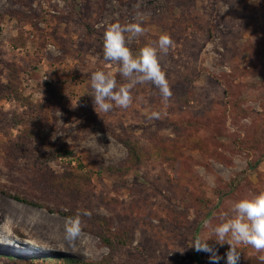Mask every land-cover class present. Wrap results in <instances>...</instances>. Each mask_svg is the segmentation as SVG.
Listing matches in <instances>:
<instances>
[{
  "label": "rangeland",
  "instance_id": "1",
  "mask_svg": "<svg viewBox=\"0 0 264 264\" xmlns=\"http://www.w3.org/2000/svg\"><path fill=\"white\" fill-rule=\"evenodd\" d=\"M137 13L134 55L161 34L174 40L159 57L173 95L164 104L137 85L129 108L97 113L90 74L126 82L103 60L104 31ZM248 138L264 152V0H0V264H195V253L214 264L193 246L196 230L211 236L234 202L264 192V158L247 171L236 152ZM130 141L142 161L127 169ZM84 211V234L65 240L66 217ZM110 233L121 249L104 244ZM208 244L226 264L229 245ZM238 250L239 264H264V252Z\"/></svg>",
  "mask_w": 264,
  "mask_h": 264
},
{
  "label": "clouds",
  "instance_id": "2",
  "mask_svg": "<svg viewBox=\"0 0 264 264\" xmlns=\"http://www.w3.org/2000/svg\"><path fill=\"white\" fill-rule=\"evenodd\" d=\"M140 14L134 17V22L109 23L103 34V60L117 65L118 74L126 81L118 83L110 72L96 70L90 74V96L93 97L95 110L109 112L113 107L129 108L133 103L132 90L137 85L151 84L159 90L162 102L167 104L173 93L166 72L160 63V54L167 55L174 46L170 34H161L157 40L146 43L134 55L130 45L145 34ZM160 113L153 112L151 118L158 119ZM232 215L223 212L219 216L220 223L212 228V235L205 239H195L193 246L196 251L210 253V260L217 262L221 259L216 250L208 244L215 240L223 245L227 243L226 264H239L240 245H248L257 252H264V192L253 194L234 202ZM91 213L78 212L74 216L66 217L64 224V239L74 242L83 234L82 216ZM7 219L0 229L7 227ZM260 259L264 261V256Z\"/></svg>",
  "mask_w": 264,
  "mask_h": 264
},
{
  "label": "trees",
  "instance_id": "3",
  "mask_svg": "<svg viewBox=\"0 0 264 264\" xmlns=\"http://www.w3.org/2000/svg\"><path fill=\"white\" fill-rule=\"evenodd\" d=\"M236 144H237L236 152L238 154L247 153L250 156L247 171L256 170L258 165L262 162V160L264 158V152L260 151L261 148L260 147H259L260 149L258 148L259 145L257 143L254 144L250 138H248L245 141L240 139L239 141H236ZM125 145L129 151V160H128L129 167L127 169H129L135 165L136 166L139 165L142 161V154L139 151V149H137V144L135 142L132 143V141H130V143L127 142V143H125ZM54 153L59 158H75V156H76L75 152L72 149L66 148V147L56 148L54 150ZM258 154H259V157H257ZM255 157H257L256 160H254ZM124 169L125 168H123L122 170H124ZM107 170L110 172L119 171L118 169H116L114 167H110ZM124 171H126V170H124ZM70 175L71 174L67 173V175H65L61 178H57L54 181V184L57 187H59L60 189L62 188V186H63V188H69L70 189L69 186H72L71 183L68 184V182H70L69 181ZM87 178H88V180H90V175H88ZM235 181H233V183L229 185L230 189L234 188L233 185H234ZM14 198L16 200L26 202V203L31 204V205H37L36 203L29 201V200H26V199H24L20 196H17V195H14ZM196 231L197 232L195 233V239L197 238V234L199 232L198 229ZM102 239H103L104 244H106L108 247H111L113 249H117V248L121 249L122 246L124 245V243L126 242V239L124 237H122L121 235H118L116 233H110L109 235H102ZM194 255L196 256L195 264H200V260L197 257V253H195ZM60 259L63 262V264H84L83 262L76 260L74 258L64 257V258H60ZM109 259H110V257L106 258L105 260H103L100 263L93 262V263H85V264H107L109 262ZM56 261H59V258H57ZM56 261L52 260L51 264H54Z\"/></svg>",
  "mask_w": 264,
  "mask_h": 264
}]
</instances>
